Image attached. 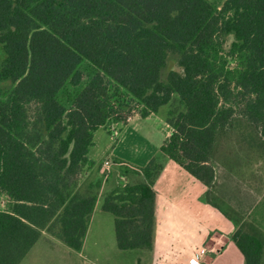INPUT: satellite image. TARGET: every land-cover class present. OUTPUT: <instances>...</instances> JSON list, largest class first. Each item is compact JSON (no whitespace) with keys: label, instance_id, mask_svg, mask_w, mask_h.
<instances>
[{"label":"trees","instance_id":"obj_1","mask_svg":"<svg viewBox=\"0 0 264 264\" xmlns=\"http://www.w3.org/2000/svg\"><path fill=\"white\" fill-rule=\"evenodd\" d=\"M134 109H166L159 154L206 187L244 264H264V0H0V264L46 238L82 250L95 133ZM162 170L123 167L103 197L120 250H153Z\"/></svg>","mask_w":264,"mask_h":264},{"label":"crops","instance_id":"obj_2","mask_svg":"<svg viewBox=\"0 0 264 264\" xmlns=\"http://www.w3.org/2000/svg\"><path fill=\"white\" fill-rule=\"evenodd\" d=\"M153 116L157 115L147 118L132 117L110 152L103 157L105 162L111 161V157L119 158L123 161L121 166L131 169L146 166L152 158H158L163 165L154 184V248L152 251H141L140 254L147 258V264H244V257L233 242L235 226L218 209L206 202V187L179 164L160 156L159 148L170 136L165 119L161 121L167 131L165 134L161 133L162 136L155 131L143 134L138 125H135ZM91 172L92 170L87 173V178ZM94 175L99 178L102 175L100 169ZM109 184L105 186L103 182L101 194L112 191L113 183ZM100 210L98 203L85 240L91 223Z\"/></svg>","mask_w":264,"mask_h":264},{"label":"rangeland","instance_id":"obj_3","mask_svg":"<svg viewBox=\"0 0 264 264\" xmlns=\"http://www.w3.org/2000/svg\"><path fill=\"white\" fill-rule=\"evenodd\" d=\"M212 1L219 6L223 3V0ZM230 43L231 40H228L226 48H228ZM168 68L169 70H179L176 63L172 60L169 61ZM165 112L166 109L162 111L161 115L150 117L147 121L135 123V125H138L139 130L143 134L155 131L159 132V135L162 136L161 133L165 134L167 131L164 122H162ZM130 116H140L139 110L134 109ZM124 128L119 127L116 130L120 134ZM117 139L118 137L114 138L105 129H99L95 133V145L90 149L89 153V157L96 160V165L89 174L88 179L90 178V181L98 179L94 174L100 169L102 176H104L105 186L108 183H113L111 186L112 190L124 184L125 180L122 177V168L127 167L121 166L120 162L115 161V159H118L123 162L121 159L111 157L112 167L109 171L104 169L105 159L103 157L110 152ZM160 156L163 157L162 154ZM107 193L105 191L102 194L100 193L99 204H101L103 197ZM259 205L264 208V200ZM6 207L7 199L4 196H0V210H5ZM46 239L40 240L21 264H139V261H141L140 264H147V258L143 254H140L141 251H122L118 248L114 217L102 210L98 211L93 219L90 232L85 240V245L80 252L66 247L59 241H50L48 240L49 238Z\"/></svg>","mask_w":264,"mask_h":264},{"label":"built area","instance_id":"obj_4","mask_svg":"<svg viewBox=\"0 0 264 264\" xmlns=\"http://www.w3.org/2000/svg\"><path fill=\"white\" fill-rule=\"evenodd\" d=\"M131 118H132V117H129V118H128V122L131 120ZM118 136H119V132H118L117 130H114V131H113V137L116 138V137H118ZM111 167H112V162H111V161H106V162L104 163V169H105V170L109 171Z\"/></svg>","mask_w":264,"mask_h":264}]
</instances>
